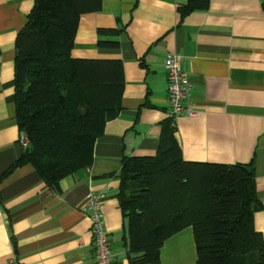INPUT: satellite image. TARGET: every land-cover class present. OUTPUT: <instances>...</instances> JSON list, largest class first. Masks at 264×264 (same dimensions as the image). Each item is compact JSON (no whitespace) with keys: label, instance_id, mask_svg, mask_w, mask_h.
<instances>
[{"label":"crops","instance_id":"crops-1","mask_svg":"<svg viewBox=\"0 0 264 264\" xmlns=\"http://www.w3.org/2000/svg\"><path fill=\"white\" fill-rule=\"evenodd\" d=\"M188 0H103L79 22L73 56L123 62V111L109 122L90 169L48 188L32 164L11 168L24 149L15 100L16 44L35 0H0V264H97L87 204L104 192L105 227L116 264H131L118 201L125 157L155 156L169 118L168 54L189 75L194 117L176 122L185 161L253 163L264 237V0H211L181 22ZM103 31L104 33H101ZM118 42L116 49L99 42ZM192 228L165 242L160 264H197Z\"/></svg>","mask_w":264,"mask_h":264},{"label":"trees","instance_id":"trees-1","mask_svg":"<svg viewBox=\"0 0 264 264\" xmlns=\"http://www.w3.org/2000/svg\"><path fill=\"white\" fill-rule=\"evenodd\" d=\"M210 4L188 0L178 7L181 22ZM102 6L103 0H35L16 44L17 122L30 146L9 173L32 164L57 192L66 178L91 168L105 126L123 111V62L73 56L81 18ZM176 131L166 119L155 156L123 159L118 201L129 220L130 263L160 264L165 242L192 228L197 264H264L254 164L187 162Z\"/></svg>","mask_w":264,"mask_h":264},{"label":"built area","instance_id":"built-area-1","mask_svg":"<svg viewBox=\"0 0 264 264\" xmlns=\"http://www.w3.org/2000/svg\"><path fill=\"white\" fill-rule=\"evenodd\" d=\"M181 56L168 54L165 60V70L169 83V102L171 112L169 118L176 125L181 116L194 117L195 110L190 105V80L189 75L182 72L180 68ZM20 144L23 149L30 146L29 138L21 134ZM106 199L104 192L92 194L87 211L91 221V233L94 237L95 258L97 264H116L113 256L112 244L105 227V215L103 213V202ZM10 264H20L17 256H13Z\"/></svg>","mask_w":264,"mask_h":264},{"label":"water","instance_id":"water-1","mask_svg":"<svg viewBox=\"0 0 264 264\" xmlns=\"http://www.w3.org/2000/svg\"><path fill=\"white\" fill-rule=\"evenodd\" d=\"M125 229H126V235L129 237V220L125 221Z\"/></svg>","mask_w":264,"mask_h":264}]
</instances>
